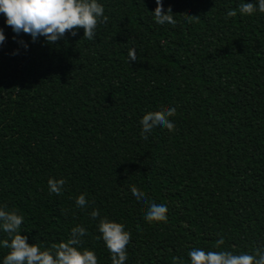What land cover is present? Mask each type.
Wrapping results in <instances>:
<instances>
[{"label":"trees","instance_id":"trees-1","mask_svg":"<svg viewBox=\"0 0 264 264\" xmlns=\"http://www.w3.org/2000/svg\"><path fill=\"white\" fill-rule=\"evenodd\" d=\"M99 2L108 19L93 40L79 28L32 43L0 14V205L41 250L83 226L79 247L97 264H112L102 218L130 233L127 264H188L192 248L252 254L264 245V13L227 17L240 0H162L176 23L158 25L155 0ZM169 107L174 130L141 139L142 115ZM50 177L64 179L59 195ZM132 187L167 206L166 223L144 220Z\"/></svg>","mask_w":264,"mask_h":264},{"label":"clouds","instance_id":"clouds-1","mask_svg":"<svg viewBox=\"0 0 264 264\" xmlns=\"http://www.w3.org/2000/svg\"><path fill=\"white\" fill-rule=\"evenodd\" d=\"M156 7L151 12L154 22L158 25H174L176 23L170 8L163 9L162 0H155ZM104 5L99 0H0V14L4 17V25L11 28L15 35L28 34L32 43L43 37L48 44H55L64 37L66 30L70 35H76V29H83V38L93 40L96 37L98 23L107 21L104 15ZM264 13V0L245 2L240 0L236 9H229L227 17L251 16L254 13ZM6 37L4 29L0 27V44ZM27 51L28 43L18 41ZM13 54H18L14 50ZM137 60L136 48L130 47L127 61ZM175 108L169 107L163 111H149L139 120L140 138L147 140L155 131L166 129L174 130V123L170 119L175 115ZM51 194L59 195L65 181L63 178L50 177L47 180ZM136 202L141 207L147 205L144 220L148 223L167 222L168 208L165 204L150 202L135 187L130 189ZM75 206L80 209L87 207L89 201L81 193L75 198ZM95 220L99 211L93 209L89 213ZM24 217L14 210H7L0 205V232L6 233L8 239L0 241V247L9 251L0 258V264H97L94 251L81 249V238L87 235V230L80 225L74 226L70 238L66 242L53 245L51 249L41 250L35 244L27 242L28 237L20 231ZM97 230L99 239L104 242L112 264H127V249L131 243L130 233L124 230V225L107 218L99 220ZM224 244L221 237L215 242L214 247L219 249ZM188 264H264V245L253 250L252 254L242 252L234 254L227 250L205 251L202 248H192L187 252ZM173 264H184L183 258H173Z\"/></svg>","mask_w":264,"mask_h":264}]
</instances>
